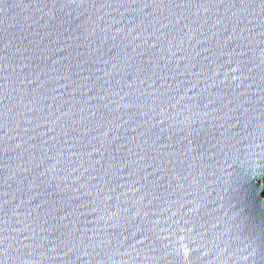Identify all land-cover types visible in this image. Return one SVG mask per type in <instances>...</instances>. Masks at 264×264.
<instances>
[{
  "label": "water",
  "instance_id": "95a60500",
  "mask_svg": "<svg viewBox=\"0 0 264 264\" xmlns=\"http://www.w3.org/2000/svg\"><path fill=\"white\" fill-rule=\"evenodd\" d=\"M0 264H264V0H0Z\"/></svg>",
  "mask_w": 264,
  "mask_h": 264
}]
</instances>
